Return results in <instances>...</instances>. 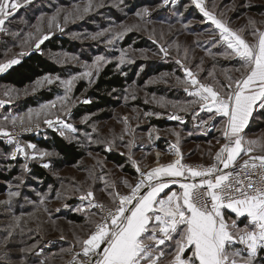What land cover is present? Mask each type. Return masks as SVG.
Segmentation results:
<instances>
[{
	"label": "rangeland",
	"instance_id": "rangeland-1",
	"mask_svg": "<svg viewBox=\"0 0 264 264\" xmlns=\"http://www.w3.org/2000/svg\"><path fill=\"white\" fill-rule=\"evenodd\" d=\"M87 3L88 0H31L8 18L5 22L7 31L0 32V62L13 58L21 61L25 55L38 50L62 68L60 74L45 76L53 79L58 76L61 80L78 77L69 94L67 111L59 110L57 101V107L50 110L52 115L49 116L55 120L59 115L64 123L76 129L75 132L63 125L49 127L43 123V116L39 127L33 126L31 132L4 122L6 130L14 134L29 157L39 151L51 155L26 159L17 153L13 159L11 154L15 151V143L0 135V141L9 147L0 146V171L5 174L12 170L18 172L11 179L0 178V264H64L81 249L78 239H86L92 229L89 221L100 217L97 208H90L89 201L82 200L81 195L91 189L96 202L111 207L109 194L115 192V188L127 192L129 189L123 181L132 184L135 179L133 173L125 170V165L109 161L105 155L107 152L122 155L125 164L133 167L136 173L133 161L139 166L153 161L157 146L163 148L169 143L179 142L187 160L207 164L212 162V156L224 142L221 118L209 119L212 114L201 111L199 104L190 105L189 101L197 99L189 95L194 87L181 82L188 79L187 68L202 83L225 84L226 75L233 79L241 76V72L235 71L240 63L224 55L230 50L220 40L219 30L193 0H93L88 13L79 18L69 15L77 6L83 8ZM204 3L232 29H244L241 34L250 43L256 42V37L251 34L253 25L250 20L255 21V28L264 31V10H254L255 6L264 8V0H204ZM144 9H148L147 14L143 13ZM58 12L63 31L47 26L48 20ZM137 12L142 15L137 16ZM41 16L44 17V33H50L49 39L56 36L66 38L75 44L74 49H42L43 43L37 49L35 38L22 46L27 34L36 32L33 25ZM65 17H68L66 23ZM101 32L104 35L93 38ZM109 40L112 43H108ZM139 43L142 45L138 46ZM22 52L24 54L20 55ZM97 56L105 57L106 62H98L99 70L93 68L91 78L81 76L86 71L85 65H93ZM110 64L131 79L114 95L117 106L106 111L75 114L77 108L90 103L84 102L90 101L87 92ZM158 66L160 69L157 70ZM45 76L36 81H42ZM35 82L21 89L0 82V99H8L3 96L5 88H14L20 93L10 104L0 107V120L8 114L24 115L29 109H39L41 105L65 95V88L58 80L54 79L51 84L44 82L42 86H36ZM80 83H84L85 89L77 94L75 90ZM42 90H53L54 98L36 106L24 105L27 98ZM262 114L264 109L257 107L251 117L252 129L248 130L249 123L244 130L246 140L259 139L264 143ZM173 115L180 119H172ZM61 130L64 131L63 136ZM50 131L78 145L84 150V157L74 165H59L55 151L43 149L28 139L32 135L47 139ZM175 133H179V137ZM28 144L36 145V149L27 148ZM260 154L264 153L259 148L253 153ZM45 163L49 164L48 168L43 166ZM33 165L47 171L51 181L45 183L35 178L31 173ZM113 184L114 188L111 187ZM10 193L19 195L11 196ZM42 199L43 204L40 203ZM72 213L83 217L82 222L70 220L68 215ZM55 239L64 241L54 244ZM65 240L70 245H63ZM43 242L45 247H42ZM54 245L57 246L52 249ZM236 247L244 249V245ZM259 252L260 249L253 264H261Z\"/></svg>",
	"mask_w": 264,
	"mask_h": 264
},
{
	"label": "snow or ice",
	"instance_id": "snow-or-ice-1",
	"mask_svg": "<svg viewBox=\"0 0 264 264\" xmlns=\"http://www.w3.org/2000/svg\"><path fill=\"white\" fill-rule=\"evenodd\" d=\"M28 3L31 0H0V32L7 31L5 22ZM193 3L219 30L220 40L230 50L224 55L236 58L240 63L235 71L241 72V76L233 79L226 75L225 84L202 83L187 68L185 72L188 79L181 82L194 87L189 95L197 99L189 101L190 105L199 104L201 111L212 114L209 119L217 116L221 118L225 142L212 156V163L209 165L183 163L179 142L172 146L176 159L168 164H158L145 172L133 161L139 173L137 182L133 185L127 180L123 181L130 190L128 194L118 191L110 193L111 207L96 202L93 191L87 190L80 198L89 201L90 208H97L100 217L89 221L92 229L87 238L78 239L81 252L75 256L82 255L84 259H75L74 264H253L257 250L264 249V154L253 155L258 148L264 153V143L259 139L246 140L243 135L253 111L257 107L264 109V31L255 28V21L250 20L249 23L253 25L251 34L256 37V42L250 43L241 34L244 29H232L205 7L204 0H193ZM92 7L93 0H88L83 8L77 6L69 15L79 18L91 11ZM147 12L148 9L143 10L144 14ZM58 15L59 12L53 15L47 26L49 29L54 26L63 31ZM136 15L142 14L137 12ZM67 19L65 17V23ZM43 25L44 17L41 16L37 24L33 25L36 32H29L22 41V46L35 38V47L39 49L50 34L44 33ZM102 35L103 32L97 33L93 38ZM108 43H112V40ZM161 50L167 55L165 49ZM23 54L22 52L20 55ZM100 61L106 62V58L97 56L93 65H85L86 71L80 75L91 78L92 69L96 68L98 71ZM19 62L16 58L0 62V73ZM123 62L122 56L121 63ZM77 78L72 76L61 80L58 76L55 77L65 88L64 96L41 105L39 109H29L24 115L3 116L0 120V135L9 137V142L15 143V151L11 154L13 159L17 153L26 159H36L37 156L43 158L51 153L39 151L29 157L14 134L6 130L5 121L13 128L20 127L22 131H29L33 126L39 127L43 116V123L49 127L63 125L65 129L76 131L72 125L64 123L59 115L55 116V120L49 116L52 115L50 110L57 107V101L59 110L67 111L69 94ZM54 79L45 76L42 81L35 83L36 86H42L44 82L53 83ZM185 90L188 91V88ZM24 91L27 93V89ZM19 94L17 89L5 88L3 96L8 99H0V107L10 104ZM171 118L180 119L176 115ZM60 134L63 136L64 131L61 130ZM175 135L179 137V133ZM26 147L36 149L34 144ZM242 154L248 158L243 159ZM209 155L212 154L209 152ZM43 166L48 168L49 164L45 163ZM24 167L27 168V164ZM173 185H177L179 190L173 189ZM111 187L114 188L115 185ZM166 189L169 191L166 192ZM10 195L16 196L19 193ZM40 203L43 204L44 200ZM225 209L247 222L243 226L235 220L229 222L225 218ZM237 244L244 245V249L237 248ZM185 253L189 255L186 256Z\"/></svg>",
	"mask_w": 264,
	"mask_h": 264
},
{
	"label": "trees",
	"instance_id": "trees-1",
	"mask_svg": "<svg viewBox=\"0 0 264 264\" xmlns=\"http://www.w3.org/2000/svg\"><path fill=\"white\" fill-rule=\"evenodd\" d=\"M261 6H255L254 10L260 11L264 10ZM138 46L142 45L141 43L137 44ZM75 44L70 43L69 40L63 37H54L52 39L47 40L41 46L42 49H51L53 51H57L59 49L65 48L68 50L74 49ZM169 68V66H167ZM160 69L158 66L157 70ZM62 73V68L46 57L42 51H33L27 55H25L22 60L10 67L6 72L0 75V82L8 83L16 88H25L31 83L35 82L37 79L48 75V74H60ZM131 81L129 76H124L121 72L116 71L113 65H108L98 76L93 88H91L87 92V97L90 99V103L83 104L75 110V114L80 113H95L99 110H108L117 106L118 102L114 99V95H116L117 91H120L126 87V85ZM85 89L84 83H80L76 88V93L79 94ZM55 92L52 90L39 91L35 96L29 97L24 102L26 107L36 106L39 102L50 101L54 98ZM256 115V114H255ZM264 117V114H262ZM107 117V116H106ZM255 117V116H254ZM254 119V118H253ZM252 129V120L250 121V125L248 130ZM29 140L34 141L35 144L46 150H53L57 153V164L59 165H74L76 164L82 157H84L85 152L81 148L78 147L73 142H68L63 137L58 135L54 131L49 132V137L46 138H36L34 135L28 137ZM5 144L0 141V146L4 148H9L4 146ZM106 157L109 161L116 162L118 165H125V170L129 173H135L134 168H130L126 163L125 158L113 152H107ZM16 170H12L11 172L5 174L0 171V178L3 179H11L17 175ZM31 173L35 178H39L45 183H49L51 181V177L43 168L33 165ZM68 218L72 221L82 222L83 217L77 216L76 214H69ZM54 244L58 242V244L64 241L62 239H55ZM42 243V247H45ZM63 245H70V242L65 240ZM57 245H54L52 249L56 248ZM49 251V249H46ZM261 264H264V249H261L259 252Z\"/></svg>",
	"mask_w": 264,
	"mask_h": 264
},
{
	"label": "built area",
	"instance_id": "built-area-1",
	"mask_svg": "<svg viewBox=\"0 0 264 264\" xmlns=\"http://www.w3.org/2000/svg\"><path fill=\"white\" fill-rule=\"evenodd\" d=\"M30 132H31V130H30ZM224 142L222 141V144ZM222 144H220V147H221ZM173 145H176V143H169L167 146H164L163 148H159L157 146L154 149L153 161H151L149 163H146L144 166H140L141 170L147 172L150 169L157 167L158 166L157 161L160 162L159 165H164V164H168V163L172 162L173 160H175L176 159V157L174 155L175 149L172 147ZM179 149H180L181 153L183 154V157H184L183 163H185V164H189V165H197V164L209 165V164L212 163L211 162V163H207L206 164V163H202V162H190V161L186 160L185 152L181 148V146H179ZM157 154H160V155L158 156ZM243 159H247V158H243ZM138 177H139V173L136 171L135 179H134V181L132 183L133 185L137 182ZM114 190H115V192L118 191L121 194H128V192L130 191V190H128L127 192H121L117 188H115ZM97 211H98V214H100L98 209H97ZM78 252H81V249H79L76 253H78ZM75 254L69 260H67L64 264H74V260L75 259H84L82 257V255H81V257H76Z\"/></svg>",
	"mask_w": 264,
	"mask_h": 264
},
{
	"label": "crops",
	"instance_id": "crops-1",
	"mask_svg": "<svg viewBox=\"0 0 264 264\" xmlns=\"http://www.w3.org/2000/svg\"><path fill=\"white\" fill-rule=\"evenodd\" d=\"M236 59V58H235ZM256 110V109H255ZM255 110L253 111V113L255 112ZM250 121H251V118H250V120H249V123H250ZM248 123V124H249ZM177 144V143H176ZM180 146V145H179ZM182 148V147H181ZM183 149V148H182ZM185 154H186V152H185ZM242 158H244V156H242ZM187 160V159H186ZM189 161V160H188ZM190 162H192V161H190ZM134 176H135V173H134ZM173 189H175V190H179L178 189V186L177 185H173ZM166 192L167 191H169V190H165ZM161 195H163V193L161 194ZM224 213H225V218H226V220H228L229 222H231L232 220H235L240 226H243L247 221L244 219V218H241V217H237L234 213H232L230 210H227V209H225L224 210ZM240 245H242V244H237L236 246H240ZM240 249V248H239ZM261 250V249H260ZM185 255L187 256V255H189V253H185Z\"/></svg>",
	"mask_w": 264,
	"mask_h": 264
},
{
	"label": "bare ground",
	"instance_id": "bare-ground-1",
	"mask_svg": "<svg viewBox=\"0 0 264 264\" xmlns=\"http://www.w3.org/2000/svg\"><path fill=\"white\" fill-rule=\"evenodd\" d=\"M160 155V154H159ZM157 164H160V162H157Z\"/></svg>",
	"mask_w": 264,
	"mask_h": 264
}]
</instances>
